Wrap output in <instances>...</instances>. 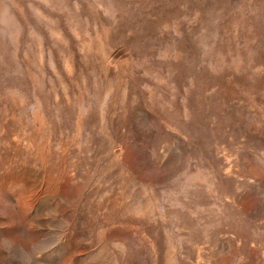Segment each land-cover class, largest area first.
<instances>
[{"label":"rangeland","instance_id":"obj_1","mask_svg":"<svg viewBox=\"0 0 264 264\" xmlns=\"http://www.w3.org/2000/svg\"><path fill=\"white\" fill-rule=\"evenodd\" d=\"M0 264H264V0H0Z\"/></svg>","mask_w":264,"mask_h":264}]
</instances>
